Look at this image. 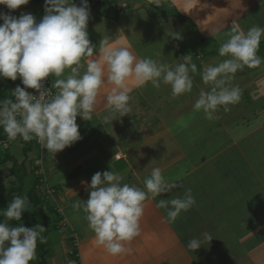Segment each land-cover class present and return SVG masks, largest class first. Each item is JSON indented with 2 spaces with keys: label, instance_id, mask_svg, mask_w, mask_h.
<instances>
[{
  "label": "crops",
  "instance_id": "obj_1",
  "mask_svg": "<svg viewBox=\"0 0 264 264\" xmlns=\"http://www.w3.org/2000/svg\"><path fill=\"white\" fill-rule=\"evenodd\" d=\"M241 1L249 5L244 13L257 4L256 0ZM127 2V9L120 10L117 4L103 3L90 11L87 31L90 41L96 45L94 52H98L100 43L108 41L109 46L122 44L128 47L137 58H151L170 67L182 62L183 56L189 54L191 62L197 66L195 73L190 72L193 88L190 93L176 97L171 94V86L163 83L159 89L151 83L134 88L130 94L131 112L121 116L107 107L106 95L113 85L105 82L98 94L92 120L77 116L80 140L54 155L33 140L27 156L35 155H30L29 164L33 165L38 158L43 159L45 183L53 191L47 203L52 201L53 204L48 203L49 207L57 210L48 220L45 216L48 205L39 209L42 219L47 220L43 227L48 230L49 262L71 264L69 253L72 247L66 248L58 243L50 233L53 224L59 226L60 223L62 227L57 231L63 233L68 229L66 237L77 244L82 264H264V182L244 156L248 151L244 140L250 132L231 137L233 132L228 124L224 129H229L226 132L229 138L217 136L212 128L225 125L218 120L217 111L213 120L206 119L203 111H199L197 126L192 122L188 126L191 128L188 135L184 134L183 128L180 131L177 122H169L174 113H181L192 102L191 94L203 89V68L224 60L219 59L216 45L209 41L217 30L220 33L226 28L227 23L222 17L238 11L231 7L233 2L229 0H163L160 6L152 4V0ZM9 11L0 5V12ZM170 11L179 12L186 20L178 19ZM22 12L33 14L39 22L44 15V4L29 0L27 5L12 10L11 14L19 17ZM240 16L237 14L233 18L237 20ZM189 26L194 35L188 41L179 40L180 33ZM196 36L203 38L201 47L209 44L211 56L204 55L202 48L196 51L193 39H197ZM51 78L54 82L58 79L55 75ZM128 83L131 84V80ZM5 85V80L0 77V86ZM168 96L173 99L166 100ZM105 117L109 119L105 121ZM258 125L263 127L264 120ZM14 144L9 151L18 158L16 153L24 154L26 146L21 140ZM231 146L238 147L237 155L245 163H236V169L225 170L229 163L224 164V161L229 158L224 153L230 151ZM0 153L1 156L5 154L3 150ZM26 158L25 155L23 161L26 162ZM156 167L169 182L179 184L180 181L182 188L161 193L155 198L149 194L140 219V235L126 245L132 252L110 255L103 246L96 244L85 213L72 208L76 200L88 198L89 193L81 181L90 183L96 172L111 170L124 177L122 183L144 189V180ZM248 178H257V183ZM235 181H239V185L232 184ZM242 181L249 182L243 186ZM188 188L192 190L196 204L169 223L165 219L167 210L156 207L158 201L182 196ZM59 214L63 219L58 222ZM79 226H82L81 232L77 233ZM204 232L213 236L211 241H204L194 251L189 250L188 242ZM61 257L63 262L59 263Z\"/></svg>",
  "mask_w": 264,
  "mask_h": 264
},
{
  "label": "clouds",
  "instance_id": "obj_2",
  "mask_svg": "<svg viewBox=\"0 0 264 264\" xmlns=\"http://www.w3.org/2000/svg\"><path fill=\"white\" fill-rule=\"evenodd\" d=\"M28 3L29 0H0V5L10 10L0 12V21H3L0 23V77L13 81L19 77L25 86L17 85L12 90L14 100H0V128L9 141L18 137L25 142L35 139L53 155L71 146L82 138L77 116L92 120L105 82L113 85L106 95L107 107L121 116L131 112L129 102L133 89L148 83L157 89L162 83L170 85L174 97L192 91L190 72L195 73L197 66L189 54L170 67L151 58H137L128 47L109 46L108 41L100 43L98 52H94L96 45L90 41L87 31L88 0H81V6L73 0H44L45 14L39 22L31 13L22 12L19 17L11 14ZM152 4L163 5V0H152ZM216 35L219 38V30ZM224 35L228 39L218 51L219 56L228 58L203 68L202 82L210 87L207 91L201 89L193 105L208 120L216 118L218 108L228 111L229 105L240 101L241 89L232 84L235 73L245 66L251 68L264 63L257 55L264 28L253 26L246 32L232 28ZM66 70L70 71L65 75ZM52 75L58 78L52 85L57 89L55 94L43 83ZM28 88L37 90L39 95L28 92ZM108 119L105 117V121ZM123 179L111 170L98 171L90 183L81 181L89 193L87 200L72 204L74 211L85 213L96 244L113 256L132 252L126 245L140 235V219L149 194L155 198L182 188L180 181L177 184L166 180L159 167L153 168L144 180V189L122 183ZM28 202L27 195L15 196L0 212V216L7 218L0 222V264H31L36 258L37 241L46 242L43 225L12 227L7 222L21 220ZM195 204L192 190L188 188L182 196L160 199L156 207L167 210L165 219L171 223ZM212 238L204 232L192 238L187 248L194 251Z\"/></svg>",
  "mask_w": 264,
  "mask_h": 264
},
{
  "label": "rangeland",
  "instance_id": "obj_3",
  "mask_svg": "<svg viewBox=\"0 0 264 264\" xmlns=\"http://www.w3.org/2000/svg\"><path fill=\"white\" fill-rule=\"evenodd\" d=\"M229 1L233 2L231 7L238 12L226 13L225 16L222 17L223 19L222 21L227 23L226 28L221 30L219 38H217V35L215 34L214 38H212V40L209 41V43L211 44L213 42L214 45H216L215 47H217L218 50L221 44L228 39V36L224 35V33L230 31L232 28H237L245 32L250 27H253V26H259L261 28H264V0H256L257 4L253 7L252 10L246 13H244V11L249 9V5L247 3H244L241 0H229ZM237 14L241 16L237 20H234L233 17ZM193 35H194V31L189 26L187 27V30L184 33L182 32L180 33L179 40L181 39V41H188L190 37H192ZM205 36L206 35L203 34L202 37L205 38ZM196 37L197 39L193 38L195 42L196 51H201V48H202V50L205 51V52H202L204 53V55L211 56L208 50L209 44L208 45L206 44L203 47H201L203 38H200L198 36ZM260 42H264V38H262ZM218 50L217 52H219ZM218 57L220 60L228 58V57H221V56H218ZM260 57L262 58V60H264V55ZM232 84L238 85L239 88L241 89V99L238 103L234 105H229L228 111H225L223 107L218 108L217 110L218 112L217 115L219 118L218 120L221 119L220 120L222 121L221 124H225V125L218 126L217 128L214 127L212 128V130L216 131L217 136H220L223 138H229L228 137L229 135L226 133L229 129H224V127L228 126V124H230L229 127L231 131L233 132V135L231 137L244 136L248 132H250L248 133V137H246L245 140L243 139L244 143L246 142L248 144L247 145L248 151H245L246 154L244 156H246L248 163L251 165V167H253L257 171V173L261 176L264 182V126L260 127V125H258V123L264 120V63H261L257 67L250 68V67L245 66L241 70H238L234 75ZM209 87H210L209 85L204 84L202 88L205 91H207ZM199 94H200V91L193 93V95L191 94V97L193 98L192 102L190 104H187L181 113L180 112L178 114L174 113L175 116H172L169 119V122H172V123L177 122L181 128L180 131L182 132V128H183L184 134L186 135L191 133V128H189L188 126L192 125V122L195 123L197 121L196 119L199 118V111H196L193 108V105L195 101L198 99ZM167 99H173V97L168 96L166 100ZM200 119H203V118L200 117ZM197 122L195 123V126H197ZM10 147L13 148V145L11 144ZM237 148L238 147H236L235 149V147L231 146L230 151H227L224 153V155H227L229 158L226 161H224V164L227 162L229 163L228 165L225 166V170H229V169L232 170L234 168L236 169L237 167L236 163L238 164L245 163V161L240 160L239 155H237V152H238ZM0 152H2L1 149H0ZM14 152L15 153L17 152L15 148H14ZM16 155L18 157L17 159H18L19 165L22 162H25L23 161L25 154L18 152L16 153ZM30 155L26 156L27 158H26L25 164L27 168L31 170L34 166V161H33V165L29 164L28 158L30 157ZM32 155H35V154L32 153ZM223 157L224 156H221L220 159H223ZM217 164L219 165V163ZM11 168H12V162L0 164V196L7 194L10 188L17 186L19 184V181L17 180V178L14 175H12ZM242 170H244V168H242ZM221 171L224 172L223 169ZM35 176L36 175L34 173H30V175L26 178V182L28 183L30 182V180L32 181L33 179H35ZM47 179H48V182H50L49 177H47ZM248 180H250L252 183L254 182L257 183V178H248ZM248 182L249 181H242V185L246 186ZM44 184H42L39 187V190L43 193H46V191L49 190V188L51 187H49L47 183H44ZM227 184H229L228 181H227ZM232 184L239 185V181H235ZM49 202L53 204L52 201H48V203ZM47 212H48L47 213L48 220H50L51 218H53V215L55 214L52 215L50 211H47ZM81 227L82 226H79L77 230L74 227L77 233L81 232ZM67 230H64L62 233V232H58L57 229H54V230L52 229L50 230V233L52 234V236L55 238V240L58 243H62L66 246V248H70L74 246V243L72 242V240H69L66 237V235L68 234ZM61 262H63L62 257L60 258L59 263ZM50 264H52L51 260H50Z\"/></svg>",
  "mask_w": 264,
  "mask_h": 264
},
{
  "label": "trees",
  "instance_id": "obj_4",
  "mask_svg": "<svg viewBox=\"0 0 264 264\" xmlns=\"http://www.w3.org/2000/svg\"><path fill=\"white\" fill-rule=\"evenodd\" d=\"M35 2H42L44 4V0H34ZM77 2V1H76ZM103 4V3H99ZM98 4V5H99ZM97 6V5H96ZM95 6V7H96ZM173 16L177 17L180 20H186V17L182 16L179 12L170 11ZM45 14V12H44ZM258 56L264 55V42H260V46L257 52ZM6 82V85L4 87L0 86V100H3L5 98L15 99L12 96V90L15 89L17 85L23 86L21 79L18 77L15 81L11 80L10 78H3ZM2 128H0V135L2 133ZM22 142L25 143L24 148V154H28V151L32 148L33 140L25 142L22 138H18ZM5 154L3 156L0 155V164H5L7 162H12V175H14L17 180L19 181V184L17 186H14L9 189L7 194L0 196V212L5 210V208L8 206V204L12 201V199L15 196H25L27 195L29 198L27 209L22 212L21 220H11L7 221L10 226L16 227V226H25V227H35L36 225H46L47 220H43L41 217V214L39 212L40 208H43L46 205L47 199L49 197L48 194H44L39 190V187L41 186V177L35 176V179L32 180L30 185L27 186L26 178L30 175V173H34L33 169L30 171L28 170L25 162H22L20 165L18 163V159L14 155V153L10 152L8 149L3 150ZM27 156V155H26ZM48 211L51 213L57 211L53 210V208L49 207V204L47 203ZM46 205V206H47ZM50 209V210H49ZM60 215V214H59ZM58 215L57 221H61L63 217ZM47 217V215L45 214ZM7 220L6 217L0 216V222ZM54 227L52 229H58L59 227H62V225L59 226L53 224ZM48 230L46 229L45 232L42 233V235L47 238ZM74 243V246L70 249L69 253V261L75 262V264H82L80 261L79 256V250L76 246V243ZM31 264H50L49 262V250L47 247L46 242L40 243L39 240L37 241V248H36V258L31 262Z\"/></svg>",
  "mask_w": 264,
  "mask_h": 264
},
{
  "label": "built area",
  "instance_id": "obj_5",
  "mask_svg": "<svg viewBox=\"0 0 264 264\" xmlns=\"http://www.w3.org/2000/svg\"><path fill=\"white\" fill-rule=\"evenodd\" d=\"M88 2H89V6H90V11L93 10L95 8V6L98 5L99 3L117 4V6L120 10L129 8V3L127 2V0H88ZM75 4L77 6H81V0H79ZM43 83H44L45 88H50V91L52 94H55L57 92L56 88L52 87L54 81L52 80L51 76L45 78ZM22 87H25V86L23 85ZM27 91L32 93L33 95H39V92L35 89L28 88ZM18 138L15 141L19 140ZM15 141H9L6 133L2 130V133L0 135V149L1 150L10 149L11 148L10 145L11 144L13 145V143ZM33 171H34V174L36 176L41 177V183L44 184L46 182V170H45L44 161L42 158H38L34 161ZM46 193L49 195V194H52L53 191L47 190ZM46 193H44V194H46ZM71 264H75V262H71Z\"/></svg>",
  "mask_w": 264,
  "mask_h": 264
}]
</instances>
